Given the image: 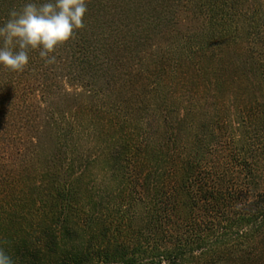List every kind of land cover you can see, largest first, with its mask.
Returning <instances> with one entry per match:
<instances>
[{
    "label": "trees",
    "instance_id": "1",
    "mask_svg": "<svg viewBox=\"0 0 264 264\" xmlns=\"http://www.w3.org/2000/svg\"><path fill=\"white\" fill-rule=\"evenodd\" d=\"M206 4L218 19L195 51L210 60L187 45L173 63L161 58L146 96L157 115L149 127L108 110L99 130L113 136L94 157L102 189L85 180L86 160L75 173L73 151L52 176L40 235L26 238L32 224H19L20 246L6 243L14 264H264V6ZM185 84L188 100L179 97ZM14 183L0 174L4 197Z\"/></svg>",
    "mask_w": 264,
    "mask_h": 264
},
{
    "label": "rangeland",
    "instance_id": "2",
    "mask_svg": "<svg viewBox=\"0 0 264 264\" xmlns=\"http://www.w3.org/2000/svg\"><path fill=\"white\" fill-rule=\"evenodd\" d=\"M256 1L249 3L264 6ZM27 2L46 0H0V25L9 11ZM205 4L206 0H88L83 18L86 27L58 47L55 64L46 65L39 51L33 50L22 72L0 65V107L5 117L0 120V174L15 181L9 197H4L7 189L0 188V247L7 251L9 242L10 249L17 250L21 244L17 236L23 232L20 227L32 224L26 238L40 235L38 214L50 209L46 192L52 176L63 170L73 151L75 173L84 168L86 160L85 180L95 191L102 189L104 165L94 157L113 134L109 130L102 134L101 118H110L108 110L115 105L124 116L133 114L138 121L145 118L149 127L157 115H151L146 96L159 80L157 65L165 69L162 59L173 63L174 52L185 45L198 60H210L213 55L195 51L203 40H210L211 20L218 19ZM187 85H182L179 94L184 100H188L183 91ZM112 99L118 103H109ZM262 175L260 189H264ZM23 205L31 212L21 214Z\"/></svg>",
    "mask_w": 264,
    "mask_h": 264
},
{
    "label": "clouds",
    "instance_id": "3",
    "mask_svg": "<svg viewBox=\"0 0 264 264\" xmlns=\"http://www.w3.org/2000/svg\"><path fill=\"white\" fill-rule=\"evenodd\" d=\"M88 0H46L27 2L12 9L0 25V65L12 72H22L29 63V52L39 51L46 65L57 62L58 47L75 38L86 25L83 18ZM0 264L14 260L0 247Z\"/></svg>",
    "mask_w": 264,
    "mask_h": 264
}]
</instances>
